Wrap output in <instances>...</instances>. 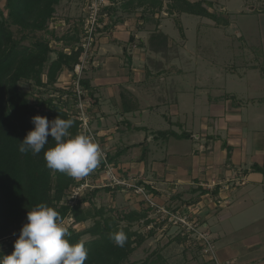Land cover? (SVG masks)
Segmentation results:
<instances>
[{"label":"crops","instance_id":"crops-1","mask_svg":"<svg viewBox=\"0 0 264 264\" xmlns=\"http://www.w3.org/2000/svg\"><path fill=\"white\" fill-rule=\"evenodd\" d=\"M250 16L258 24L259 44L251 42L253 37L247 31L237 37L245 42L248 52L256 55L259 65L255 62L239 67L231 63L232 66L220 69L214 63L208 66V62L201 61L192 80L183 74L182 66V80H170L167 75L176 68L157 64L154 59L148 65L153 64L154 69L146 67V73L139 67L144 57L135 55L134 50L126 54L123 44L115 39L113 43L100 39L91 53L94 60L84 72V78L94 88L95 119L100 117L103 123L97 133L104 145L119 135L118 131L131 128L130 121L136 122L135 131L159 136L153 141L156 147L148 146L146 154L135 163L129 162L127 153L147 142L140 140L132 147H124L114 165L122 158L118 169L124 168L123 175L131 173L137 177L159 206L188 216L191 208H196L195 221L211 234L218 259L230 264H264V11ZM232 26L230 20L227 27ZM119 31L114 32L116 39L123 36ZM139 40L138 47L146 48L144 40ZM189 113L203 116L200 120L195 118L198 122L192 123V131L181 132V127L188 124ZM158 123L161 129L156 127ZM113 124L117 126L114 129ZM160 132L170 135L161 136ZM171 132L191 137L178 138ZM174 138L180 149L170 147ZM161 141L169 147V158L161 154ZM252 226V234L244 235ZM235 233L238 234L233 236ZM202 264L215 263L204 257Z\"/></svg>","mask_w":264,"mask_h":264},{"label":"trees","instance_id":"trees-1","mask_svg":"<svg viewBox=\"0 0 264 264\" xmlns=\"http://www.w3.org/2000/svg\"><path fill=\"white\" fill-rule=\"evenodd\" d=\"M5 1L7 13L5 14L0 8V257L9 255L14 250V242L18 237L11 239L19 236L23 225L27 223V213L31 208L39 203H46L58 211L63 222L72 221L73 227L93 222L92 226L83 231L69 228L70 244L83 240L89 249L85 264H126L147 239L152 238L159 229L170 226L171 223L167 219L157 222L150 218V214L155 210L149 205L146 209L131 211L97 208L93 204L92 197L99 192V189L87 191L76 204L64 202L69 191L84 184L85 181H78L46 166L44 151L55 146V141L51 137L45 149L38 155L19 152L20 142L29 131L34 130L32 118L37 115L47 117L49 120L57 116L73 119L74 125L69 131L73 136L80 133L79 122L73 114L64 109L68 102L63 100V96L67 94L73 96L76 103L77 97L73 91L63 90L56 84L64 71H74L75 66L81 62L84 50L80 45L81 36L78 33L80 28H77L70 36L57 39L58 42L67 46L63 50H56L50 41L36 36L38 32L48 31L49 23L56 13V7L62 0ZM172 1L175 4L169 6L170 13L178 12L206 17L217 24L230 25L229 18L222 24L221 18L204 7V4L210 5V2ZM130 7L134 10L153 7L160 12L164 4L163 0H129L124 5V9L129 11ZM114 9L105 8V11L111 14ZM101 22L104 23L102 20ZM14 27L16 33L12 30ZM81 27L83 29V24ZM154 37L152 41L157 40V36ZM134 40L135 38L132 37L131 41ZM26 41H29L28 45L24 44ZM53 55L56 57L53 58ZM22 81L31 82L37 89L50 87L53 92L60 93V98L40 97L37 102L32 103L30 93L20 87ZM81 85L86 92V98L94 100V88L91 87L90 81L84 78ZM159 135L170 134L160 132ZM171 135L183 139L191 137L186 133ZM120 155L122 151L110 157L109 161L112 163ZM102 164L104 166L103 162ZM255 169L262 171L261 168ZM85 203H89L90 207L84 208ZM135 224L145 228L153 225V228L145 234L141 230H135ZM121 229L127 234L128 239L123 247H118L110 239V234ZM187 234L183 233L182 238L179 235L177 239L185 240ZM86 236H90L91 239L84 240ZM200 247L204 253L205 246ZM211 262L215 263L214 260ZM130 264L169 263L163 254L155 251L142 263Z\"/></svg>","mask_w":264,"mask_h":264},{"label":"rangeland","instance_id":"rangeland-1","mask_svg":"<svg viewBox=\"0 0 264 264\" xmlns=\"http://www.w3.org/2000/svg\"><path fill=\"white\" fill-rule=\"evenodd\" d=\"M191 2H210L211 4H204V7L207 8L213 14H216L219 18L223 20L224 24L225 20L229 18L232 20L233 26L231 29H228L227 26L217 24L215 21L207 18H198L195 15H185L180 13H170L169 6L174 5L175 2L172 0H163L164 8L162 11H158V9L152 8H139L138 10H134L133 7L129 8V11L124 9V5L129 2V0H106L107 7L106 8H115L112 13H108L109 17H107L104 23L101 24V27L98 28L94 37L92 38L93 44L89 47V53L87 55V68L91 66L92 61L94 60V54L91 56L92 52L94 53L96 42L100 39H108L110 42L115 39L119 43L123 44L125 53L131 52L137 56L144 57L142 61H139V67L142 70H146L145 68L151 67L149 61L154 60L157 64L162 63L167 68H176L177 70L172 72V74H168L167 77L170 80H179L184 72L188 77L194 78V72L199 64H202L203 61L208 62V66H210V62L214 63L220 69L228 68L232 66V64L239 65V67H243L244 65L251 66L255 64V56L248 52L245 46L244 41H240L237 37L239 33L245 34V31L252 35L251 42L255 45L259 44L258 35H260L258 24L255 21L253 16H250L253 12H261L264 11V0H190ZM86 1H78V0H62L61 3L56 7V13L54 15L53 20L49 23L48 33L47 32H38L36 36L38 38H44L52 44V46L56 50H63L67 46L64 43L58 42L57 39L63 36H70L75 33V30L80 28L79 35L81 36L80 45L83 48V44L86 42L85 38V22L87 20V5ZM6 1L0 0V8L4 10L5 14L7 11L5 10ZM148 6V5H146ZM245 14V15H244ZM124 19V20H123ZM123 22V23H122ZM83 24V29H82ZM108 26V28H106ZM105 28V29H103ZM12 30L16 33V28H12ZM120 30V31H119ZM122 32L123 36L119 37V39L114 37V32ZM188 31V32H187ZM186 33V35H185ZM157 36V40H153ZM130 37V38H129ZM132 37H136L134 41H131ZM164 37V38H163ZM143 39L146 44V48L140 49L138 46L140 45V40ZM214 39L216 41H214ZM217 42V43H216ZM219 42V45H218ZM113 43V42H112ZM223 43V44H222ZM24 44H29V41H26ZM225 44V45H224ZM248 44V43H247ZM248 46V45H247ZM88 47V45H87ZM157 48V49H156ZM68 49V48H67ZM244 49L246 50L244 52ZM84 50V48H83ZM155 50L157 55L155 54ZM151 51V52H150ZM187 54V55H186ZM142 55V56H141ZM223 55H227V57H223ZM131 56V55H127ZM126 56V57H127ZM53 58L56 56L53 55ZM203 59V60H201ZM182 61V64H181ZM202 61V62H201ZM235 62V63H234ZM237 62V63H236ZM232 63V64H231ZM259 65V62H258ZM183 68H182V67ZM128 68V66H127ZM180 68V69H179ZM184 70H182V69ZM154 69V68H153ZM85 70V72H87ZM181 70L183 74H180ZM67 71V70H66ZM148 70H146L147 73ZM66 73V74H65ZM145 73V72H143ZM152 73V72H151ZM64 74V76H63ZM62 75V76H61ZM60 75L58 82L56 84L57 87L70 91V87L73 83L72 73L69 71L63 72ZM62 77V78H61ZM85 74H83V78ZM130 78V77H129ZM128 78V79H129ZM165 77H162L164 79ZM190 78V79H191ZM61 79V80H60ZM161 79V78H160ZM159 79V80H160ZM189 79V80H190ZM45 80V76H44ZM60 80V83H59ZM182 80V79H180ZM192 80V79H191ZM61 86H60V85ZM20 87L22 90L30 93V99L32 103L37 102V99L43 97L44 99L48 98H60L59 92H53L52 88H43L37 89L33 87L31 82L22 81L20 83ZM63 96V100L68 102L67 106L64 109H67L70 114L75 115V100L73 96ZM95 100V98L93 97ZM94 100L88 97V101L86 104L90 106V111L93 114V122L92 128L95 132H99L102 129L100 121L95 119V102ZM90 103V104H89ZM192 106V103H191ZM205 106V105H203ZM202 106V107H203ZM192 108V107H191ZM199 108V107H198ZM202 113L193 114L189 113L188 120L186 121L188 124L182 126L184 131H192L190 128L194 121H197L195 118L199 120L202 118ZM131 122V128L127 129L125 132L118 131V134H115L113 138H110L108 142L102 143L103 151L107 153L109 157L107 160L109 161L110 157L116 156L117 153L120 152L124 147H132V144L143 140L146 145L135 148L133 152L127 153L126 158H129V162L135 163L138 158L143 156L146 148L148 146L156 147V142L154 138L159 137L158 133H141L139 131H135L134 127L136 122ZM198 122V121H197ZM168 123V122H167ZM103 124V123H102ZM135 124V125H134ZM169 129L168 124L163 125ZM116 124H113L112 129L116 128ZM124 127V126H123ZM136 127V126H135ZM157 128L161 129V123L157 124ZM180 128V129H181ZM109 129V128H107ZM97 130V131H96ZM121 130V129H120ZM159 132V131H158ZM98 134V133H97ZM156 134V135H155ZM110 135H112L110 133ZM144 136V137H143ZM154 136V137H153ZM110 137V136H108ZM98 138L101 139L98 134ZM148 138V139H147ZM146 139V141H145ZM152 139V140H151ZM157 141V140H156ZM159 142V140L157 141ZM174 143L170 145V147H177L175 142H178L177 139L174 138ZM163 152L161 153L166 157V152L169 149L168 145L165 142H162ZM129 144V145H127ZM130 147V148H131ZM119 148V149H118ZM129 148V149H130ZM180 149V148H179ZM141 150L142 153H139ZM181 150H184L181 148ZM146 154V153H145ZM174 158V157H173ZM172 158V159H173ZM184 161H189L190 159L187 157H182ZM182 159L180 161H182ZM122 158L119 160L117 165H114L116 161L111 163L113 167V172L116 174H121L122 178L128 179L131 177L132 179H137V177L132 176L133 174H124L122 169H118V165H122ZM173 162V161H172ZM186 163V162H183ZM189 170V168H188ZM107 169L104 170V166L101 162L100 166L95 169L91 174L87 177L81 178L78 181H85L84 184L80 186L74 187L69 191L67 197L64 199V202H67L71 205L76 204L77 201L84 196V194L89 190L99 189V192L92 197L93 204L97 206V208L105 207L107 209L119 210V211H131V210H142L146 209V206L149 204L144 199H141L140 195H135L132 190H129L127 187H113L108 186L110 181L107 179ZM125 176V177H124ZM107 189H110L109 191ZM123 190V191H122ZM148 204V205H147ZM150 206V205H149ZM84 208H89L90 204H83ZM164 207V206H161ZM253 207V206H252ZM167 209V207H165ZM191 214L189 217L191 220H195L197 218L196 212L197 209L191 208ZM194 214V215H193ZM156 212L150 214V218L156 220L157 222L164 221V216H160ZM196 216V217H194ZM199 221L197 220V223ZM64 225L69 229L73 227L72 221L66 220L63 222ZM93 222H87L84 224L76 225L75 230L83 231L90 226H92ZM135 230H141L145 234L148 233L153 225L149 227H141V225L135 224ZM201 232L205 233V228L203 226L200 227ZM255 230V227L247 228V231L244 235H250ZM187 233L182 229L175 227V224L171 223L170 226H164L162 229H159L157 234H155L152 238L146 240V242L137 249L133 255L130 257V260L126 264L130 263H142L145 261L153 252L157 251L158 253L163 254L169 264H202L204 262V257L211 261L212 256H208L205 252L203 253L200 246V241L197 239V235L193 232L188 233L184 239L178 240L177 237ZM207 233V232H206ZM238 233L233 234L235 236ZM241 235V236H244ZM18 236H15L13 239H16ZM211 242L214 243L213 238L210 234ZM240 237V236H239ZM182 238V237H181ZM235 237L234 239L236 240ZM91 239L90 236L84 237V240ZM200 244V245H199ZM204 254H206L204 256ZM215 261L218 263H222L217 257V250L215 246Z\"/></svg>","mask_w":264,"mask_h":264},{"label":"clouds","instance_id":"clouds-1","mask_svg":"<svg viewBox=\"0 0 264 264\" xmlns=\"http://www.w3.org/2000/svg\"><path fill=\"white\" fill-rule=\"evenodd\" d=\"M32 123L34 130L28 132L18 150L21 154L38 155L51 137L55 146L44 151L49 169L79 180L91 174L103 161L102 148L90 135L70 133L73 119L57 116L49 120L37 115ZM70 235L58 211L46 203H39L27 213V223L14 242V250L0 257V264H85L89 255L85 241L70 244ZM110 239L116 246L123 247L128 237L121 229L111 233Z\"/></svg>","mask_w":264,"mask_h":264},{"label":"built area","instance_id":"built-area-1","mask_svg":"<svg viewBox=\"0 0 264 264\" xmlns=\"http://www.w3.org/2000/svg\"><path fill=\"white\" fill-rule=\"evenodd\" d=\"M87 5V20L85 22V38L86 42L83 44V54L81 57V62L77 64L72 73L73 83L71 85L74 94L77 97L75 105V115L73 116L79 122V130L87 135H90L95 141H97L103 151L101 145V139L98 138V134L92 128L93 114L91 113L90 106L86 104L88 98H86V92L84 91L81 81L84 79L83 74L87 68V55L89 53V47L93 44L92 38L97 32L98 28L101 27V20H107L108 13L105 11L107 7L106 0H86ZM88 45V47H87ZM68 96V95H66ZM90 104V103H89ZM104 153V170L107 169V179L110 181L108 186L111 187H127L129 190H132L135 195H140L147 203L153 208L158 215L164 216V220L167 219L169 223L175 224L180 229L184 230L187 233L193 232L197 235L198 241L202 246H205L204 252L208 256H212V260L215 261V245L211 242L210 234L207 232H201L200 223L195 220H191L188 215H184L180 212H173L172 210L166 209L165 207L159 206L154 200L147 188L139 184L136 179H123L119 174L113 172V167L111 163L107 160V153ZM159 216V217H160ZM217 262L215 261V264ZM218 264H230V263H218Z\"/></svg>","mask_w":264,"mask_h":264}]
</instances>
